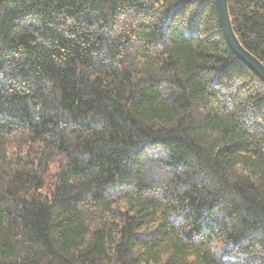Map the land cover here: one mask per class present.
<instances>
[{"label": "trees", "instance_id": "trees-1", "mask_svg": "<svg viewBox=\"0 0 264 264\" xmlns=\"http://www.w3.org/2000/svg\"><path fill=\"white\" fill-rule=\"evenodd\" d=\"M264 65V0H227ZM215 0H0V264H264V85Z\"/></svg>", "mask_w": 264, "mask_h": 264}, {"label": "water", "instance_id": "water-1", "mask_svg": "<svg viewBox=\"0 0 264 264\" xmlns=\"http://www.w3.org/2000/svg\"><path fill=\"white\" fill-rule=\"evenodd\" d=\"M215 8L227 46L234 56L264 85V65L247 52L238 41L230 22L227 0H215Z\"/></svg>", "mask_w": 264, "mask_h": 264}, {"label": "bare ground", "instance_id": "bare-ground-1", "mask_svg": "<svg viewBox=\"0 0 264 264\" xmlns=\"http://www.w3.org/2000/svg\"><path fill=\"white\" fill-rule=\"evenodd\" d=\"M219 23V22H218Z\"/></svg>", "mask_w": 264, "mask_h": 264}]
</instances>
